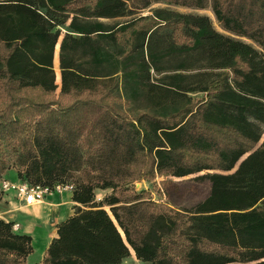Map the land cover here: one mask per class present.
I'll use <instances>...</instances> for the list:
<instances>
[{
  "label": "trees",
  "instance_id": "obj_1",
  "mask_svg": "<svg viewBox=\"0 0 264 264\" xmlns=\"http://www.w3.org/2000/svg\"><path fill=\"white\" fill-rule=\"evenodd\" d=\"M159 1L207 8L0 0V148L13 147L17 179L31 185L80 176L39 264H120L130 251L143 264H264V0H210L219 27L255 47L207 16L140 15ZM118 74L160 110H122ZM191 175L209 184L191 211L134 185ZM97 190L109 193L97 201ZM13 225L0 219V264H27L31 237Z\"/></svg>",
  "mask_w": 264,
  "mask_h": 264
},
{
  "label": "rangeland",
  "instance_id": "obj_2",
  "mask_svg": "<svg viewBox=\"0 0 264 264\" xmlns=\"http://www.w3.org/2000/svg\"><path fill=\"white\" fill-rule=\"evenodd\" d=\"M156 9H164L167 11H172L180 14L207 16L210 19L213 28L218 33L225 36H231L228 33L224 32L217 24L213 14L210 11V0H207V8L204 10L177 7L168 4L166 2L159 1L157 3L152 4L150 8L143 10L140 13V15L141 16L151 15ZM127 21H129V18L117 19L114 21H103V22L111 24L114 22L125 23ZM231 37L235 40H241L242 42L249 44L252 47H255L253 46V43H251L246 39H240L233 36ZM56 46H58V48L54 58V68L56 72H59V83L56 82V74H55V84L57 85V92H58L60 89V69L58 63L59 44H57ZM116 80L118 87L114 91L120 97L118 99V102L120 103L118 106H120V108H122V110H124L128 115L135 116L137 113L140 112H154V111L156 112L160 110L158 109V107H155L152 103H150L149 100L150 96L147 93L143 92L145 89L136 87L134 84L130 82H126L127 84L125 85L123 83V80L121 79L120 74H118ZM160 81H161V75H158L153 71H150L149 83L155 85V84H159ZM141 89H143V91ZM189 96L200 97L201 94H197L196 96H194L193 94H189ZM263 140H264V132L261 137V140L258 143V146L262 143ZM16 155L17 152L14 151L13 147L10 144L5 143L0 148L1 178H4L6 180H10L11 178L14 179L15 176L14 172L16 173V166H15ZM196 176L197 175H191L184 178H168L170 182L166 185L161 184V181L165 180L162 178H157L152 182H145V183L136 182L134 185L137 191L149 190L151 192L152 198L155 201H163L164 203L171 205L173 208L179 211H191L198 203L202 202L208 196L209 193V184L207 182H200L194 180V177ZM79 177H80L79 174L75 173V175L71 177L72 179H69V182H78ZM108 193L109 191L106 192V194L96 193V198L102 199L103 195H107ZM2 197L3 196H1V200ZM49 204H55V202ZM48 207H54V206L51 205ZM69 209L67 212H69ZM70 210L72 213L74 212V208ZM39 230L40 228H35V233ZM137 264H143V263L139 262Z\"/></svg>",
  "mask_w": 264,
  "mask_h": 264
},
{
  "label": "crops",
  "instance_id": "obj_3",
  "mask_svg": "<svg viewBox=\"0 0 264 264\" xmlns=\"http://www.w3.org/2000/svg\"><path fill=\"white\" fill-rule=\"evenodd\" d=\"M14 175V179L11 178L10 181H19L15 172ZM145 182L141 181L140 183ZM106 192L108 191H96V193L103 194H106ZM71 196L72 193L69 192L55 193L46 196L44 201L38 205L26 207L12 193L3 195L0 202V219L18 225V228L13 230L14 233L31 237L32 252L26 257L27 264H39L42 261L49 244L57 238V226L73 214L70 209L76 204L71 200ZM96 200L101 199L96 198ZM53 202L55 204H49ZM47 205L54 207H48ZM68 209L69 212H67ZM35 228H40V230L35 233ZM139 262L136 260L134 253L130 251V256L120 264H137Z\"/></svg>",
  "mask_w": 264,
  "mask_h": 264
},
{
  "label": "built area",
  "instance_id": "obj_4",
  "mask_svg": "<svg viewBox=\"0 0 264 264\" xmlns=\"http://www.w3.org/2000/svg\"><path fill=\"white\" fill-rule=\"evenodd\" d=\"M74 185L70 182L57 183L52 187L42 185H31L25 181L12 182L4 178H0V194L1 196L12 193L15 198L23 203L26 207L34 204L42 203L46 196L52 194L72 193ZM18 225H13L12 230H16Z\"/></svg>",
  "mask_w": 264,
  "mask_h": 264
},
{
  "label": "water",
  "instance_id": "obj_5",
  "mask_svg": "<svg viewBox=\"0 0 264 264\" xmlns=\"http://www.w3.org/2000/svg\"><path fill=\"white\" fill-rule=\"evenodd\" d=\"M246 156H247V155H246ZM246 156L243 157V158L239 161L238 165L240 164V162H241L242 160H244V159L246 158Z\"/></svg>",
  "mask_w": 264,
  "mask_h": 264
},
{
  "label": "bare ground",
  "instance_id": "obj_6",
  "mask_svg": "<svg viewBox=\"0 0 264 264\" xmlns=\"http://www.w3.org/2000/svg\"><path fill=\"white\" fill-rule=\"evenodd\" d=\"M40 204V203H39ZM35 205H38V204H34L33 206H35Z\"/></svg>",
  "mask_w": 264,
  "mask_h": 264
}]
</instances>
